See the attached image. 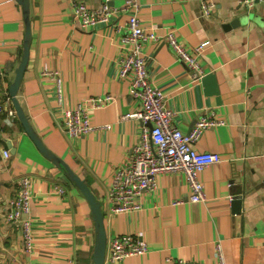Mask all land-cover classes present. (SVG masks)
Returning <instances> with one entry per match:
<instances>
[{
    "label": "crops",
    "instance_id": "obj_1",
    "mask_svg": "<svg viewBox=\"0 0 264 264\" xmlns=\"http://www.w3.org/2000/svg\"><path fill=\"white\" fill-rule=\"evenodd\" d=\"M28 1L31 39L18 101L43 143L101 202L107 244L114 236L134 233L149 245L145 254L114 263L106 256L104 264H174L177 258L219 264L218 244L226 264H264V0H256L252 9L240 0H213L208 16L202 15L200 0H139L148 30L163 38L174 30L189 49L209 42L199 58L200 81L162 39L146 41L144 50L150 79L167 93L178 127L190 131L209 111L222 120L196 145L219 152L222 160L200 174L204 201L189 199L182 175L162 173L155 191L136 197L139 210L119 214L110 211L108 188L114 171L131 158L142 126L126 117L139 104L118 70L127 51L121 42L127 15L119 12L110 23L83 29L73 17L72 0ZM77 1L96 9L105 0ZM123 2L109 0L117 8ZM26 30L23 5L0 0V264H94L97 226L90 203L64 165L46 157L17 114H8L15 110L10 86L22 61ZM46 70L63 78L61 104ZM107 93L114 100L93 113L92 124H110L109 129L80 136L63 129L66 109ZM22 176L32 180L30 250L6 219ZM235 186L242 188L240 214L232 203ZM178 199L182 202L174 204Z\"/></svg>",
    "mask_w": 264,
    "mask_h": 264
},
{
    "label": "built area",
    "instance_id": "obj_2",
    "mask_svg": "<svg viewBox=\"0 0 264 264\" xmlns=\"http://www.w3.org/2000/svg\"><path fill=\"white\" fill-rule=\"evenodd\" d=\"M121 7L110 5L105 0L100 8H89L84 2L72 0L73 17L83 29L95 27L101 23H110L112 17L123 13L127 15L126 30L122 33L121 42L126 46V54L118 62L119 74L129 84L130 94L138 102L134 112L126 114L128 118H135L142 124L139 137L131 149V158L118 167L111 178L108 188V199L111 202L110 211L115 214L137 211L141 204L136 197L145 191L157 189V177L162 173H177L183 176L190 188L189 199L194 202L204 201L205 187L201 180V172L210 164L222 160L216 151H200L197 142L207 129L220 125L222 120L209 111L200 116L190 131H184L174 122L175 112L166 104L167 93L150 79L147 68V55L144 50L146 41L163 40L174 52L178 59L185 62L193 72L194 80H201L204 74L200 63V56L209 42L202 41L189 49L178 39L174 30H169L160 37L152 30H148L142 23L139 12V0H123ZM247 9L254 7L256 0H240ZM203 16L212 14L215 2L200 0ZM54 83L57 101H63V78L58 71L46 70ZM10 100V95L7 94ZM114 96L105 94L87 98L74 108L64 112L63 129L71 136L88 134L96 129H109L110 124L94 125L93 113L112 102ZM10 117H15L14 109L8 111ZM12 119V118H11ZM8 156L9 152L6 151ZM32 180L29 176H22L17 180L15 195L10 199L6 219L17 227L24 238L27 250L32 249L33 220L29 216L32 199ZM59 191L64 193L65 188ZM182 200H175L174 204ZM149 251L147 241L139 234L126 233L111 238L107 244L106 256L110 262L121 261L128 256L141 255ZM219 264H226L222 246H217ZM174 264H202L198 261L177 258Z\"/></svg>",
    "mask_w": 264,
    "mask_h": 264
},
{
    "label": "water",
    "instance_id": "obj_3",
    "mask_svg": "<svg viewBox=\"0 0 264 264\" xmlns=\"http://www.w3.org/2000/svg\"><path fill=\"white\" fill-rule=\"evenodd\" d=\"M24 8V14L27 24L26 36L24 41V52L22 55L21 64L17 70L16 77L14 82L10 86V95L14 102L16 114L21 121L26 133L30 136V138L35 142L38 149L49 159L53 160L58 164L64 165L66 168L70 178L77 184V186L82 190L85 197L87 198L88 202L90 203L94 219L96 221V243H95V250H94V264H104L106 258V250H107V233L104 224V213L101 207V202L97 200L96 195L87 185V183L80 178L67 164L58 157L52 150H50L42 141V139L38 136L35 132L34 128L32 127L29 118L25 114L24 110L22 109L18 98L17 93L20 87V83L23 77L24 69L28 62V55H29V48H30V39H31V32H30V22H29V1L28 0H18ZM240 183L239 177H236L235 185ZM233 205H235L236 214L241 213V200H242V188L235 186L233 191Z\"/></svg>",
    "mask_w": 264,
    "mask_h": 264
}]
</instances>
